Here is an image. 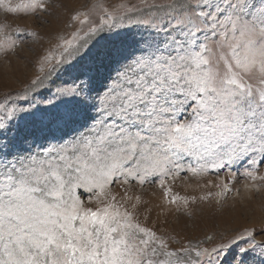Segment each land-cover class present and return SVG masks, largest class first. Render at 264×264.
Returning <instances> with one entry per match:
<instances>
[{"label": "snow or ice", "instance_id": "snow-or-ice-1", "mask_svg": "<svg viewBox=\"0 0 264 264\" xmlns=\"http://www.w3.org/2000/svg\"><path fill=\"white\" fill-rule=\"evenodd\" d=\"M50 2L0 0V11ZM70 21L38 74L0 98V264H264V225L173 248L127 193L245 162L264 181V0H97ZM6 28L5 55L22 43Z\"/></svg>", "mask_w": 264, "mask_h": 264}, {"label": "rangeland", "instance_id": "rangeland-1", "mask_svg": "<svg viewBox=\"0 0 264 264\" xmlns=\"http://www.w3.org/2000/svg\"><path fill=\"white\" fill-rule=\"evenodd\" d=\"M95 2L97 0H51L47 13L27 15L0 11V25H7L5 31L22 42L14 52L0 54V98L6 93L22 91L38 74L39 59L55 43L56 36L73 30L68 27L70 15ZM100 2L113 6L124 0ZM16 28L34 31L36 37L14 33L12 30ZM182 163L186 167L190 161ZM246 170H252V167L245 162L222 169L219 174L210 170L207 174L193 176L190 172L182 171L175 178L165 180L164 187L160 186L158 179L153 178L143 186L133 183L127 193L133 198H141L139 212L142 221L146 216L148 226L158 234L175 237L180 242L171 244V247L188 242H203V246L211 247L245 228L259 232L264 225V181L251 180L244 175ZM257 174L264 175V163L258 165ZM224 184L231 190L217 195L223 192ZM112 188L118 196L125 194L124 186L114 184ZM166 188L171 189L167 197ZM173 195L188 198V203H169ZM209 236L213 240L208 241ZM256 238L261 240L264 237L258 235Z\"/></svg>", "mask_w": 264, "mask_h": 264}]
</instances>
